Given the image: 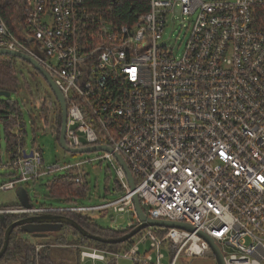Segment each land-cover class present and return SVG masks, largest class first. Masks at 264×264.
<instances>
[{"label":"built area","instance_id":"built-area-1","mask_svg":"<svg viewBox=\"0 0 264 264\" xmlns=\"http://www.w3.org/2000/svg\"><path fill=\"white\" fill-rule=\"evenodd\" d=\"M16 3L11 25L0 11V50L34 60L51 76L67 104V145L112 148L151 219L195 229L148 228L116 252L79 247L81 263L164 264L165 250L170 264L213 256L203 233L225 264H264V0H150L146 14L116 31L88 15L85 0ZM176 15L191 19L179 57L163 37ZM93 154L48 165L39 146L30 153L20 147L7 163L15 177L0 190L63 174L81 183V167L106 161L122 189L116 200L0 213L135 216L124 169L108 152Z\"/></svg>","mask_w":264,"mask_h":264},{"label":"trees","instance_id":"trees-1","mask_svg":"<svg viewBox=\"0 0 264 264\" xmlns=\"http://www.w3.org/2000/svg\"><path fill=\"white\" fill-rule=\"evenodd\" d=\"M16 1L17 0H0V11L9 25H11L10 20L12 15L15 14V11L17 10ZM149 8L150 0H85L86 13L92 18L97 15H101L102 19L107 23L112 31L118 30L121 26H132L140 16L149 11ZM259 12L260 23L264 28V8L260 9ZM20 61V59L11 56H0V92H10L11 95L17 94L21 97V102L13 100L11 97L8 99L0 98V130L3 126L6 132L9 161H14L19 157L18 150L20 147L25 148L26 136L28 134L27 123L23 113L24 105H26V99L23 97V91L30 90V83L26 79L22 67L19 65ZM20 64L25 65L27 69H33V67L28 63L22 62ZM32 71L33 74L31 75L33 76V85L37 89V93H39L42 82L46 85L47 83L39 73H37L34 69ZM37 79H41L42 82H39ZM35 104L37 103H34L33 106ZM57 106V118L52 123V128H50V122L47 119V116H43L46 106L39 103V107L42 111V114H40L41 121L39 122L43 124L45 130L48 129L51 131L59 144L62 116L61 109L59 105ZM33 126H36L35 121H33ZM11 176L13 178L15 177L14 174H11ZM81 176V183H75V176L73 174H63L58 177H53L47 181L45 185L48 197L61 202L63 205H71L73 203L81 204L80 202L86 199L89 193V183L87 182L86 172L83 171ZM36 181L38 180L35 179L31 182ZM116 185V191L121 194L122 189L118 181H116ZM40 207L43 208L45 206H34L32 200H29V204L18 203L12 205H0V211H17ZM53 214L69 217L75 220L89 234L99 236L104 239H117L123 237L124 235L130 233L135 227L133 225L126 229L103 228L95 221L94 218H91L86 214ZM29 216V214L0 213V251L3 247L7 227L13 222ZM35 226L18 227L14 230L10 238L8 250L4 257L0 260V264H58L54 260L56 254L52 255V251H58L61 253H76L75 263L80 264L81 249L79 247L98 248L114 252L121 251L122 249L128 248L145 232V230L142 231L129 242L109 245L83 237L74 228L67 225H64L62 229L57 230L58 233L53 237L34 236L31 232V228ZM28 237H34L36 242L25 239ZM38 247H41L39 251H37ZM212 258L214 259L213 256ZM109 264H116V262H111Z\"/></svg>","mask_w":264,"mask_h":264},{"label":"rangeland","instance_id":"rangeland-1","mask_svg":"<svg viewBox=\"0 0 264 264\" xmlns=\"http://www.w3.org/2000/svg\"><path fill=\"white\" fill-rule=\"evenodd\" d=\"M190 18L182 15H176L174 18H170L168 26L165 28L163 37L165 44L169 47H175L176 56H181L184 49V44L187 40L189 34V22ZM20 63H22L20 61ZM23 73L30 83V90L23 91V97L26 99V105H24L23 113L24 118L27 123L28 134L26 136V146L25 150L30 153L36 146H39L43 151V156L45 158L46 164L48 165H61L65 166L67 164H75L87 159L95 157V154H78L71 155L65 152L58 142L56 137L49 131L45 130L41 121L40 114H42L41 108L39 107L38 99L36 98L39 93H43L46 90V86L41 79H37L42 82V87H40L39 93L33 85V69L28 68L20 64ZM2 98V97H0ZM11 98L13 100H18L21 102V97L17 94H12ZM6 99V98H5ZM35 101V102H34ZM33 121L36 122V126H33ZM50 128L53 126V122L50 120ZM9 156L7 152V142H6V132L4 127L0 130V187L13 179L11 174L14 173L13 169L8 166ZM82 168L87 174V182L89 183V193L86 199L82 200L80 203L83 206H96L101 205L106 202H112L116 200L120 193H118L116 185V174L109 167L106 161L102 163L94 162L87 163ZM108 177V178H107ZM52 179V177H44L36 182H29L28 184L22 183L16 186L15 190H0V205H12L18 203L29 204V200H32L34 206H52L60 207L63 204L59 201H55L48 197L46 191V182ZM108 179V180H107ZM89 217L94 218L95 221L103 228H128L132 224H136L137 217L133 216L131 213H116L113 210L108 212H93L87 213ZM31 232L34 236H55L58 231L50 230L46 228H41L38 226L32 227ZM28 241L36 242L34 237L25 238ZM150 244H143L141 247V252L144 254L149 248ZM58 252V251H57ZM52 251V255L56 254L55 262L58 264H76V253L69 252H58ZM165 259L164 264H170L169 252L164 251ZM216 264L215 259L212 256L193 258L189 261L181 260L179 264ZM80 264H89L88 262ZM98 264H109L108 261L98 262ZM116 264H134V262L124 259H119Z\"/></svg>","mask_w":264,"mask_h":264},{"label":"water","instance_id":"water-1","mask_svg":"<svg viewBox=\"0 0 264 264\" xmlns=\"http://www.w3.org/2000/svg\"><path fill=\"white\" fill-rule=\"evenodd\" d=\"M36 54L44 58L43 54L39 51H36ZM11 56L17 59H20L29 65L33 67V69L41 75V77L45 80V82L48 84L49 88L53 92L58 105L61 109V116H62V125H61V133L59 138V145L60 147L67 153H70L71 155H78V154H92L96 152H108L112 154L118 163L121 165V167L124 169V172L127 176L128 183L130 185V190L132 193H134L133 196V204H134V211L135 216L137 217L138 224L134 227V229L124 235L123 237L117 238V239H104L99 236H94L89 234L83 227H81L75 220L63 216V215H55L52 213H41V214H35L31 215L26 218H22L20 220H17L13 222L10 226L7 227L5 231L4 236V243L3 247L0 251V260L4 257L6 254L9 244H10V238L13 234L14 230L18 227H24V226H38L41 228H46L50 230H59L62 229L64 225L70 226L74 228L78 233H80L83 237H86L88 239L103 243V244H122L129 242L131 239L135 238L138 234H140L142 231L148 228H171V229H180L185 230L189 232H195V229L187 224L178 223V222H172V221H163V220H153L151 219L145 212L144 208L142 207L141 201L139 196L135 193L136 192V182L133 174L128 169L124 159L122 156L118 153H116L112 148L105 147V146H98V147H89V148H83V149H73L70 148L66 143V130H67V104L65 102V99L51 78V76L46 72V70L37 62H35L32 59L27 58L24 55L9 51V50H0V56ZM0 97L2 98H10L11 93L10 92H0ZM32 153L30 155H25V157H31ZM199 236H201L204 240H206L210 246L212 255L216 261V264H225L224 256L216 244V242L206 236L203 233H199Z\"/></svg>","mask_w":264,"mask_h":264},{"label":"flooded vegetation","instance_id":"flooded-vegetation-1","mask_svg":"<svg viewBox=\"0 0 264 264\" xmlns=\"http://www.w3.org/2000/svg\"><path fill=\"white\" fill-rule=\"evenodd\" d=\"M42 85H41V87L43 88ZM44 85L46 86V90H43V93H41L42 95L39 94L40 95V101L42 102V104H44L46 106L45 113L43 114V116H47V119L49 121L51 120L52 122H54L56 120L57 114H58V108H57L58 102H57L53 92L49 88L48 84L46 85L44 83Z\"/></svg>","mask_w":264,"mask_h":264},{"label":"crops","instance_id":"crops-1","mask_svg":"<svg viewBox=\"0 0 264 264\" xmlns=\"http://www.w3.org/2000/svg\"><path fill=\"white\" fill-rule=\"evenodd\" d=\"M81 261V260H80Z\"/></svg>","mask_w":264,"mask_h":264}]
</instances>
